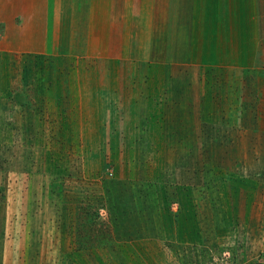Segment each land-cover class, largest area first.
<instances>
[{
	"label": "rangeland",
	"instance_id": "obj_1",
	"mask_svg": "<svg viewBox=\"0 0 264 264\" xmlns=\"http://www.w3.org/2000/svg\"><path fill=\"white\" fill-rule=\"evenodd\" d=\"M4 48L0 43V264H93L89 250L100 257L96 246L107 243V230L111 238L105 216L107 179L116 176L117 164L126 166L132 158L126 146L134 141L112 137L121 123L129 131L124 121L128 111L115 95L119 91L107 87L118 76L109 78L101 68L106 63L110 70L115 61H106L102 48L99 54L88 53L77 44L62 50V57L45 58L21 52L11 56ZM258 59L254 74L263 79L264 56ZM213 93L208 100L213 118L204 122L206 138L201 145L196 142L191 154L166 156L167 165H174L166 171L160 148L145 154L149 165L135 187L144 198L138 206L141 211L155 205L164 212L167 221L163 219L156 242L164 245L167 264H264V163L233 168L226 158L220 165L214 148L230 152L232 142L223 126L238 106L230 109L232 102L226 103L224 109L230 111L222 109L228 112L222 116L219 103L225 102V94L219 86ZM144 146L158 147L159 139L149 137ZM123 170L116 179H126ZM168 181L172 188L165 185ZM183 186L194 194L179 200ZM195 209L203 229L213 220L214 234L191 232L187 223ZM129 231L130 240L120 237L110 256L105 251L110 263L102 259L100 264H156L160 249L146 247L154 233L141 243L134 228ZM67 238L79 246L77 255L69 256Z\"/></svg>",
	"mask_w": 264,
	"mask_h": 264
},
{
	"label": "crops",
	"instance_id": "obj_2",
	"mask_svg": "<svg viewBox=\"0 0 264 264\" xmlns=\"http://www.w3.org/2000/svg\"><path fill=\"white\" fill-rule=\"evenodd\" d=\"M62 41L66 45L62 46ZM0 43L11 56L21 52L33 58L62 57V50L77 44L88 53L102 48L106 61H115L110 70L106 63L101 68L109 78L118 76L117 83L107 87L119 91L115 95L121 108L128 111L124 121L130 133L121 123L112 130V137H133L134 141L126 146L132 158L126 166L117 164L113 168L116 176L110 182L107 179L105 216L111 238L107 230V243L96 246L100 257L91 254V247L93 264L102 259L110 263L117 240L124 236L131 239V227L141 243L154 233L146 247L160 249L155 263L167 264L165 247L156 242L157 231L167 219L155 205L140 211L137 201L142 203L144 198L135 187L141 185L149 165L145 154L160 148L166 171L174 166L167 165L171 163H166L167 157L191 154L196 142L201 145L208 131L204 122L213 118L208 100L214 87L219 86L225 94V102L219 103L222 116L228 113L224 111L229 109H224L226 103L232 102L230 109L235 103L238 106L234 112L229 109L231 118L223 126L232 142L230 152L224 146L214 148L215 154L219 150L220 165L227 163L226 158L233 168L264 163V78L254 74L259 70L258 58L264 56V0H0ZM121 127L126 134L121 135ZM199 129L200 135L195 137ZM149 137L159 139L160 146L145 147ZM152 161L157 162V157ZM163 168L161 165V171ZM123 169L126 179H116ZM165 185L172 188V182ZM185 188L177 194L179 200L194 194ZM195 211L187 223L191 232L214 234L210 228L213 220H207L203 229L197 223L200 210ZM66 241L65 249L72 252L69 256L77 255L79 246L71 245V238Z\"/></svg>",
	"mask_w": 264,
	"mask_h": 264
}]
</instances>
